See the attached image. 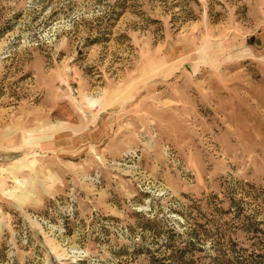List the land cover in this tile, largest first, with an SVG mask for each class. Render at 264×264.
I'll return each instance as SVG.
<instances>
[{"label":"rangeland","instance_id":"374dc122","mask_svg":"<svg viewBox=\"0 0 264 264\" xmlns=\"http://www.w3.org/2000/svg\"><path fill=\"white\" fill-rule=\"evenodd\" d=\"M248 220L264 0H0V264H233Z\"/></svg>","mask_w":264,"mask_h":264},{"label":"trees","instance_id":"16d2710c","mask_svg":"<svg viewBox=\"0 0 264 264\" xmlns=\"http://www.w3.org/2000/svg\"><path fill=\"white\" fill-rule=\"evenodd\" d=\"M258 222L247 221L243 224V228L250 231V238L252 239L251 245H253V249L247 252V248L244 246H240L237 241H231L229 244V252L234 253L232 256L234 257L233 264H264V228L258 225ZM181 237L180 233H176ZM183 242V246H175L172 244V235L165 242L164 246L168 249L167 252L162 253L157 259L155 264H221L220 254L216 256L207 257L208 262H203V258L205 256H199L195 258L194 254H191L190 258L184 260V254L186 252H193L195 244L193 243V239L189 240V238L181 241ZM259 247V248H255ZM194 249V250H193ZM260 249V252H258ZM154 259V258H153ZM202 259V260H201ZM217 261V262H215ZM224 264H232L227 260H223ZM154 264V261H153Z\"/></svg>","mask_w":264,"mask_h":264}]
</instances>
